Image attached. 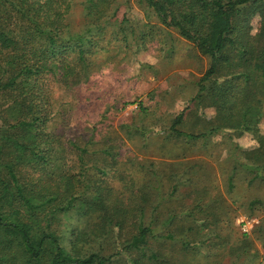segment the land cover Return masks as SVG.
<instances>
[{
  "label": "trees",
  "instance_id": "obj_1",
  "mask_svg": "<svg viewBox=\"0 0 264 264\" xmlns=\"http://www.w3.org/2000/svg\"><path fill=\"white\" fill-rule=\"evenodd\" d=\"M135 1L145 20L118 16L130 0H0V264L155 263L161 254L152 243L161 239L179 246V264H255V241L264 248V133L258 128L264 117V37H258L264 35V0ZM252 12L262 25L255 37L245 17ZM172 31L208 57L196 99H210L218 121L199 132L184 129L186 107L165 137L207 140L223 128L253 134L257 147H238L227 177V192L237 187L238 173L247 188L262 189L236 207L247 215L262 212L252 236L234 227L229 207L203 197L192 205L206 213L202 225L188 227L196 237L176 235L172 224L193 212L159 216L168 193L162 194L156 169L149 172L156 183L147 187L156 199L130 173L132 179H124L119 129L100 120L99 128L86 123L84 135L68 136L60 124L65 119H57L61 112L46 81L53 78L65 89L90 81L112 59L108 37L128 49L131 41L143 45L145 37H173ZM119 125L130 137L152 132L146 125ZM204 170L198 165L190 177L199 180ZM173 175L171 194L183 180Z\"/></svg>",
  "mask_w": 264,
  "mask_h": 264
},
{
  "label": "rangeland",
  "instance_id": "obj_2",
  "mask_svg": "<svg viewBox=\"0 0 264 264\" xmlns=\"http://www.w3.org/2000/svg\"><path fill=\"white\" fill-rule=\"evenodd\" d=\"M124 12L132 21L145 20L144 12L135 0H130L127 8H122L118 16L122 17ZM245 17L249 25L248 34L255 37L261 33L259 13L252 12ZM172 34L173 37H145L143 45L133 43L130 38L128 49L116 37H108L110 45L107 51L112 59L95 72L90 81L65 89L50 78L46 85L52 91L55 111L61 112L57 119L59 122L65 119L60 124L66 130L69 128L70 133L65 134L68 136L84 135L88 131L85 128L86 123L99 128L100 120L103 121V126L110 124L114 129H119V135L124 142V146L119 149V164L123 168L121 173L125 176L124 179L134 178L141 190L147 189L149 197L156 199L147 188L156 183V179L149 174L156 169L160 173V183H164L162 194L165 196L168 193L160 202L159 216L169 212L184 216L188 211L193 212L186 219L182 218L172 224L171 228L176 235L188 236L190 239L196 237V231L188 230V227L193 223L201 224L200 219L205 217L203 209L192 206L197 197H203L206 202L214 203V206L229 207L236 215L234 227L239 233L252 236L253 229L261 221L262 212L247 215L244 208L236 207L245 199L260 193L262 189L259 186L247 188L240 178L243 175L238 173L235 177L237 187L234 192H227V177L232 164L238 161V147H257L258 143L253 134L249 131L239 132L223 128L207 140L200 138L186 143L181 139L168 141L170 137H165L167 132L164 129L186 107L188 110L184 115V129L199 132L210 122L216 124L218 121L211 100L196 99L197 81L208 66V57L200 55L190 42L174 31ZM124 101L128 102L121 108ZM138 102L147 107L146 113L140 110ZM121 123L146 125L152 132L143 137H130L119 128ZM258 128L264 133V117ZM198 165L205 168L206 175L196 180L190 176H193ZM198 171L203 173L200 169ZM127 173L133 177L130 178ZM177 173L183 180L178 182L177 190L171 194V185L175 178L173 174ZM118 183L119 179H116L113 184L116 191L120 187ZM235 208L236 211L233 210ZM203 229L201 227L199 231ZM255 246L259 254L255 264H264V248L257 240ZM152 248L159 251L161 257L155 263L142 259V264H179V246L170 240L153 242ZM225 262L226 260L223 261Z\"/></svg>",
  "mask_w": 264,
  "mask_h": 264
}]
</instances>
